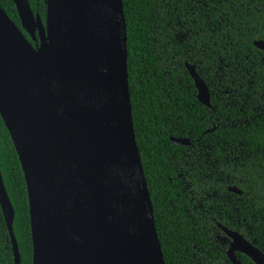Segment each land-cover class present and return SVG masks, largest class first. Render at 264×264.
I'll list each match as a JSON object with an SVG mask.
<instances>
[{
	"label": "trees",
	"instance_id": "obj_1",
	"mask_svg": "<svg viewBox=\"0 0 264 264\" xmlns=\"http://www.w3.org/2000/svg\"><path fill=\"white\" fill-rule=\"evenodd\" d=\"M46 1L28 0L45 26ZM123 4L132 119L165 264H232L219 225L264 252V51L255 46L264 42V0ZM0 8L36 47L14 0ZM187 64L207 85L210 106L198 100ZM0 171L21 264H33L27 183L1 115ZM0 264H15L1 204Z\"/></svg>",
	"mask_w": 264,
	"mask_h": 264
},
{
	"label": "water",
	"instance_id": "obj_2",
	"mask_svg": "<svg viewBox=\"0 0 264 264\" xmlns=\"http://www.w3.org/2000/svg\"><path fill=\"white\" fill-rule=\"evenodd\" d=\"M46 2L45 26L28 0H14L36 47L0 8V115L27 183L33 264H165L132 119L123 0ZM0 204L21 264L1 171ZM219 227L232 264H242L238 254L264 264L258 247Z\"/></svg>",
	"mask_w": 264,
	"mask_h": 264
},
{
	"label": "flooded vegetation",
	"instance_id": "obj_3",
	"mask_svg": "<svg viewBox=\"0 0 264 264\" xmlns=\"http://www.w3.org/2000/svg\"><path fill=\"white\" fill-rule=\"evenodd\" d=\"M241 194H242V192H241ZM241 194H239V195H241ZM224 240H229V239H225V238H223ZM229 242V245H230V241H228ZM228 248H229V246H228Z\"/></svg>",
	"mask_w": 264,
	"mask_h": 264
}]
</instances>
